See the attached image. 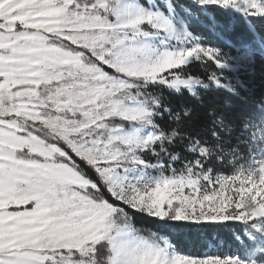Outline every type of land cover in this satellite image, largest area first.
<instances>
[{"label": "snow or ice", "instance_id": "6c2138e0", "mask_svg": "<svg viewBox=\"0 0 264 264\" xmlns=\"http://www.w3.org/2000/svg\"><path fill=\"white\" fill-rule=\"evenodd\" d=\"M0 264H264V0H0Z\"/></svg>", "mask_w": 264, "mask_h": 264}, {"label": "trees", "instance_id": "16d2710c", "mask_svg": "<svg viewBox=\"0 0 264 264\" xmlns=\"http://www.w3.org/2000/svg\"><path fill=\"white\" fill-rule=\"evenodd\" d=\"M194 30L203 31L206 35L207 32L202 27H196ZM227 39H230L233 43L239 44L244 39L248 37L247 32L242 26H235L229 28L225 33ZM215 42V38H212ZM257 85L259 81L257 80ZM219 102H223V98H220ZM148 220V218H145ZM150 222V221H149ZM151 226L154 229L163 231L166 234H169L177 246L182 249L184 252L191 253H202L207 250L206 241L213 240L222 245L224 250H228L230 242V233L227 230L219 229H206L198 230L193 227H187L183 222H180L177 226L165 227L152 223Z\"/></svg>", "mask_w": 264, "mask_h": 264}, {"label": "rangeland", "instance_id": "374dc122", "mask_svg": "<svg viewBox=\"0 0 264 264\" xmlns=\"http://www.w3.org/2000/svg\"><path fill=\"white\" fill-rule=\"evenodd\" d=\"M225 251H227V250H225Z\"/></svg>", "mask_w": 264, "mask_h": 264}]
</instances>
